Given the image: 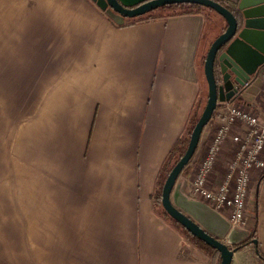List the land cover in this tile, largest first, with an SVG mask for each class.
<instances>
[{
  "label": "crops",
  "instance_id": "crops-1",
  "mask_svg": "<svg viewBox=\"0 0 264 264\" xmlns=\"http://www.w3.org/2000/svg\"><path fill=\"white\" fill-rule=\"evenodd\" d=\"M223 1L235 7L237 0ZM210 17L200 11L118 25L92 0H0V95L14 77L28 76L39 35L29 38L30 30L49 32L41 45L51 53L35 59L44 63L38 77L70 95L68 141L53 159L41 145L32 165L28 134H0V264H213L159 214L154 198L169 151L206 102L204 57L226 26L222 19L213 35ZM255 77L231 102L263 118ZM218 112L179 175L189 196ZM237 130L218 152L211 188L224 177ZM248 195L244 225H230L223 241L238 227L255 228L257 243L238 248L230 264H264V173L252 171ZM220 213L228 220L227 210Z\"/></svg>",
  "mask_w": 264,
  "mask_h": 264
},
{
  "label": "water",
  "instance_id": "water-1",
  "mask_svg": "<svg viewBox=\"0 0 264 264\" xmlns=\"http://www.w3.org/2000/svg\"><path fill=\"white\" fill-rule=\"evenodd\" d=\"M116 24L126 18L143 15L171 3H196L211 8L223 17L226 26L210 43L203 62L207 86L206 102L197 118L184 153L170 168L161 187V206L191 235L216 249L219 264H230L237 243L246 239L249 232L238 227L231 229L229 221L203 201L190 197L182 190L179 175L192 157L203 127L210 120L217 104L236 97L237 86L255 77L264 63V0H237L234 11L216 0H92ZM240 13V16L238 15ZM217 67L221 78L215 76ZM238 231L239 237H231ZM257 243L255 238L251 239Z\"/></svg>",
  "mask_w": 264,
  "mask_h": 264
},
{
  "label": "built area",
  "instance_id": "built-area-1",
  "mask_svg": "<svg viewBox=\"0 0 264 264\" xmlns=\"http://www.w3.org/2000/svg\"><path fill=\"white\" fill-rule=\"evenodd\" d=\"M256 75L261 78L257 101L263 118H260L258 112L231 100L217 104L215 110L219 111L220 123L188 187L191 197L205 201L219 212L227 210V218L232 227L243 226L245 223L252 171L264 173V63L258 68ZM248 83L249 81L237 86V93ZM234 125L238 126V130L231 136L235 145L233 155L221 182L211 188L207 181L208 175Z\"/></svg>",
  "mask_w": 264,
  "mask_h": 264
},
{
  "label": "rangeland",
  "instance_id": "rangeland-1",
  "mask_svg": "<svg viewBox=\"0 0 264 264\" xmlns=\"http://www.w3.org/2000/svg\"><path fill=\"white\" fill-rule=\"evenodd\" d=\"M208 15L211 16L208 19V26H213L214 35L218 29L215 25L220 24L223 17L216 12H209ZM37 32L39 35L34 36L37 37L35 45L30 46L27 78L14 77L13 86L9 92L6 95H0V134H28L29 140L24 144L29 147L32 165L36 164V150L40 149L41 145H44L46 161L53 159V150L65 149L70 132V127L65 124L68 110L64 108L70 95L55 93L48 84V79L52 78L38 77V74L42 73L44 63L37 62L35 59L46 57L51 50H43L41 45V42L44 43L47 40L44 35L49 33L48 31L30 30L29 38L33 37L32 33ZM255 78L252 77L253 85H255ZM59 101L61 103L56 104ZM161 180L162 177L159 182ZM157 209L160 211L159 207Z\"/></svg>",
  "mask_w": 264,
  "mask_h": 264
},
{
  "label": "trees",
  "instance_id": "trees-1",
  "mask_svg": "<svg viewBox=\"0 0 264 264\" xmlns=\"http://www.w3.org/2000/svg\"><path fill=\"white\" fill-rule=\"evenodd\" d=\"M221 2L223 5H226L230 10L234 11V8L232 5H228L225 3L223 0H216ZM204 11L206 14H209V12H215L211 8L204 7L202 5L196 4V3H188V2H180V3H171V4H166L161 7H158L157 9H154L152 11H149L143 15L132 17V18H126L124 22H132L141 18H151L155 16H168V15H173V14H182V13H191V12H200ZM216 67H215V76L219 80V77L216 72ZM207 98V95L205 99ZM201 110L195 109L193 113L191 114L188 124L184 130V132L177 138L175 143L173 144L171 150L169 151L168 157L166 161L164 162V165L162 167V171L160 173V177H162V180L159 182L154 198L156 202V206L160 208L159 214L166 220L170 221L174 226H176L178 229H180L184 234L189 236L197 245L205 249L207 252L211 253L214 256V259H212L213 264H219L220 263V255L219 252L216 249L211 248L208 246L206 243L203 241L199 240L195 236L191 235L183 226H181L179 223H177L175 220H173L162 208L161 206V187L163 184V181L165 177L167 176L170 168L176 163V161L181 157V155L184 153L189 136L191 133V130L197 120V118L200 115ZM186 166V165H185ZM159 177V179H160ZM157 207V208H158ZM252 238H256V231L255 228L251 229L250 234L248 238L245 240L239 242L236 244L238 248H241L245 244L251 242ZM262 256V255H260ZM263 257V256H262ZM264 258V257H263Z\"/></svg>",
  "mask_w": 264,
  "mask_h": 264
},
{
  "label": "flooded vegetation",
  "instance_id": "flooded-vegetation-1",
  "mask_svg": "<svg viewBox=\"0 0 264 264\" xmlns=\"http://www.w3.org/2000/svg\"><path fill=\"white\" fill-rule=\"evenodd\" d=\"M234 8V7H233ZM238 15L240 16V13H238ZM216 69H217V67H216ZM216 72H217V75H218V77H219V80H220V78H221V75H220V73H219V71L218 70H216Z\"/></svg>",
  "mask_w": 264,
  "mask_h": 264
}]
</instances>
